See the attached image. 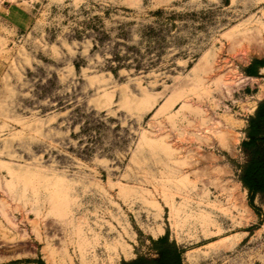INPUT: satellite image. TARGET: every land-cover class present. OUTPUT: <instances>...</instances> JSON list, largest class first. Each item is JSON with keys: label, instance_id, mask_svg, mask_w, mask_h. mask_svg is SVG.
Returning a JSON list of instances; mask_svg holds the SVG:
<instances>
[{"label": "rangeland", "instance_id": "374dc122", "mask_svg": "<svg viewBox=\"0 0 264 264\" xmlns=\"http://www.w3.org/2000/svg\"><path fill=\"white\" fill-rule=\"evenodd\" d=\"M10 6L30 20L0 18V264H124L163 236L181 264H264L240 182L264 0Z\"/></svg>", "mask_w": 264, "mask_h": 264}, {"label": "trees", "instance_id": "16d2710c", "mask_svg": "<svg viewBox=\"0 0 264 264\" xmlns=\"http://www.w3.org/2000/svg\"><path fill=\"white\" fill-rule=\"evenodd\" d=\"M161 11L154 13L159 16ZM149 34L152 30H148ZM115 61L119 58L115 56ZM121 66L118 64L111 71L115 73ZM264 68V61L254 59L244 69L246 76L258 78V69ZM246 140L241 142V151L246 157L245 162L240 166V182L247 191L250 198V206L255 210L251 201L256 195H264V99L260 101L253 116L248 117L247 126L244 131ZM155 256L152 258L136 257L133 261L124 264H181L179 252L176 246L171 244L166 236L152 241ZM38 264H41L38 262Z\"/></svg>", "mask_w": 264, "mask_h": 264}, {"label": "crops", "instance_id": "0c3cea01", "mask_svg": "<svg viewBox=\"0 0 264 264\" xmlns=\"http://www.w3.org/2000/svg\"><path fill=\"white\" fill-rule=\"evenodd\" d=\"M0 18L3 19V20H5V21H7V22H9L10 24L13 23V24H16L17 26L21 25V26H23V27H24V25L27 23V21L30 20L29 18H27L22 12H20V11H19L16 7H14V6H10V7H9V10H6L5 12H1V11H0ZM19 27H20V26H19ZM262 69H263V68H259V69H258V75H259V76L263 74V73H262ZM249 78H254V77H249ZM263 98H264V97H263ZM263 98H262V99H263ZM262 99H261L260 101H262ZM257 105H258V104H256V107H257ZM250 116H253V114H251ZM245 122H246V124H247V121H245ZM261 138L264 140V134L261 136ZM245 140H246V138H245ZM263 146H264V142H263ZM244 158H245V159H244V162H245V160H246L245 155H244ZM259 196H260V195H256V197H259ZM244 234H245V233L234 234V235H232V236H230V237H226V238H224V239H228V238H231V237H233V236H235V235H239L240 239L236 242V244H237V243H239V242L242 240ZM236 244H235V245H236ZM227 246H228V242L226 243L225 248H228ZM232 246H233V245H232Z\"/></svg>", "mask_w": 264, "mask_h": 264}, {"label": "bare ground", "instance_id": "6f19581e", "mask_svg": "<svg viewBox=\"0 0 264 264\" xmlns=\"http://www.w3.org/2000/svg\"><path fill=\"white\" fill-rule=\"evenodd\" d=\"M204 57V56H203ZM262 73L264 74V68L262 69ZM237 238H238V236H237ZM240 238V237H239ZM228 241V247L231 245V244H234L237 240H235V238L234 239H229V240H227ZM227 243V242H226ZM226 243H225V245H226ZM187 259L188 260H191L192 259V255H188L187 256Z\"/></svg>", "mask_w": 264, "mask_h": 264}]
</instances>
